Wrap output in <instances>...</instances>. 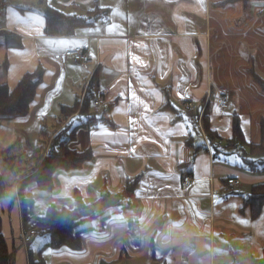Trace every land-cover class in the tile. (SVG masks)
Instances as JSON below:
<instances>
[{
    "label": "crops",
    "instance_id": "crops-1",
    "mask_svg": "<svg viewBox=\"0 0 264 264\" xmlns=\"http://www.w3.org/2000/svg\"><path fill=\"white\" fill-rule=\"evenodd\" d=\"M261 1L0 0V85L11 90L24 74L42 69L27 113L0 123V162L7 170L0 175L7 189L19 181L6 156L30 155L43 122L59 117L62 106L77 99L81 105L85 95L102 92L99 105L91 101L88 114L77 111L68 120L73 126L75 118L84 123L96 117L93 126L80 123L70 143L92 156L78 168L55 169L49 190L28 185L25 193L33 199L25 217L20 198L11 206L8 198L0 201V230L12 264H29V258L43 264H248L262 255L264 206L251 218L244 197L264 181V157L228 140L235 115L245 141L257 143L264 116L248 119L242 110L243 101L254 96L241 92L235 68L224 65L222 45L221 64H213L215 42L232 43L238 52L235 43L249 41L255 64L243 72L264 94L255 79L264 81L256 71L262 63L264 73ZM47 7L88 23L70 36H47ZM112 24L123 34L109 33ZM4 33L19 37L21 45L7 46ZM76 46L96 64H62L55 58ZM221 91L230 94L226 110L217 106ZM188 94L198 102L191 114L181 107ZM204 111L217 138L204 131ZM100 124L112 135L102 134ZM16 146L21 151L11 153ZM233 155L242 163L234 165ZM248 161L257 166H246ZM184 174L191 178L187 189L181 187ZM228 178H237L239 186L227 188ZM130 184L134 189L126 197L122 191ZM78 199L84 229L79 250L44 246L48 236L38 229L36 239L22 244L21 232L34 229L49 206L74 209ZM132 224L139 228L129 233Z\"/></svg>",
    "mask_w": 264,
    "mask_h": 264
},
{
    "label": "trees",
    "instance_id": "trees-1",
    "mask_svg": "<svg viewBox=\"0 0 264 264\" xmlns=\"http://www.w3.org/2000/svg\"><path fill=\"white\" fill-rule=\"evenodd\" d=\"M45 27L44 32L47 36H70L73 35L74 29L87 20L81 17L68 16L59 11L47 7L44 12ZM7 34V33H4ZM9 34L6 35V37ZM6 45L10 47H19L20 38L16 35L7 37ZM41 67L34 72L24 74L13 89H9L5 84L0 85V121L21 116L27 113L29 104L33 99L35 88L41 79ZM260 87L264 90V81L255 78ZM93 95H85L79 105L77 99L72 106H62L60 115L50 122H43L39 129L38 139L32 153L28 156L23 154L6 156V164L12 172L29 168L30 172L26 178L17 183V187L6 188V185L0 175V201L4 198L10 200V206L16 198H20L23 217L26 216L28 208L32 204V195L25 193V188L34 184L38 189L49 190L53 186L52 176L57 168L75 169L88 160L92 154L90 150L78 152L70 147L74 140L75 130L79 125L71 126L69 118L77 111L81 114H88ZM206 110V109H205ZM96 117L88 118L82 126H93ZM202 124L204 131L208 136H213L209 128V118L207 111L202 115ZM232 135L228 144L232 146H246L248 153L251 155L264 157V122L260 123V140L257 143H248L245 141L240 125L239 118L233 116ZM2 152L0 151V156ZM245 163L250 168H255L257 163ZM264 166V165H263ZM264 168V167H263ZM134 185H126L122 193L126 197L133 192ZM78 207L74 209L56 208L49 206L45 213L40 216L33 225L34 230L38 229L42 234L48 236V241L44 246L52 248L66 247L71 250H79L81 247L80 236L84 229H80L81 221L79 212L83 204L78 199ZM244 205L249 208L251 218H256L264 206V181L252 185L250 194L244 197ZM0 264H12L10 261L9 251L0 230ZM29 264H43L41 259L34 260L29 258ZM248 264H264V251L258 258H252Z\"/></svg>",
    "mask_w": 264,
    "mask_h": 264
},
{
    "label": "rangeland",
    "instance_id": "rangeland-1",
    "mask_svg": "<svg viewBox=\"0 0 264 264\" xmlns=\"http://www.w3.org/2000/svg\"><path fill=\"white\" fill-rule=\"evenodd\" d=\"M262 3H264V1H261ZM264 6V4H263ZM254 32V31H253ZM238 49V52H233V47H232V43H219V42H215L214 43V53L213 54V64L216 66H220L221 62H220V52H219V46L222 45L221 47L223 48V53H221L222 55V59H223V63L225 65L230 64L231 68H235L234 69V74L236 77H239V81L241 82L242 86H243V93H247L250 94L252 96H254V100L253 101H249L248 99L244 100L242 103V110H245L249 116L248 119H250L251 117H258V116H264V94L261 92L260 89H258V87L251 81L249 74H245L243 72V67L247 66V68L250 67L251 63L253 62V59L250 61V56L254 55V44H250L249 41L246 42H236L235 43ZM231 45V46H230ZM263 65L262 63L256 64V71L262 76L263 73V69H262ZM229 72H231L229 70ZM241 79H243V82L241 81ZM239 84V83H238ZM259 95V96H257ZM249 104H248V103ZM258 103V104H257ZM196 112V110L194 111ZM192 112V113H194ZM191 114V113H188ZM251 116V117H250ZM81 118V117H80ZM82 120V119H81ZM78 118H75L72 121V125L76 126V125H80V123H82L83 121H81ZM2 121V120H1ZM0 121V123H1ZM20 146V143H18ZM19 146H16V149L12 151H10L11 153H15V151L19 152L21 151V148ZM0 166L2 169H0V171L2 172L3 178L4 175L7 174V170L6 167H2V163L0 162ZM30 172L29 168H25L22 170H19L17 172H13V176L15 177L14 182L16 181H20L22 178H25L26 175H28ZM5 180V179H4ZM6 182V181H5ZM27 226L29 225V222L26 224ZM33 238H37L35 235L32 236ZM45 238V237H44Z\"/></svg>",
    "mask_w": 264,
    "mask_h": 264
},
{
    "label": "built area",
    "instance_id": "built-area-1",
    "mask_svg": "<svg viewBox=\"0 0 264 264\" xmlns=\"http://www.w3.org/2000/svg\"><path fill=\"white\" fill-rule=\"evenodd\" d=\"M55 58L62 64L67 63L68 61H72L76 64H96V59L93 55L86 51L84 47L76 46L71 49H67L62 53H58L55 55ZM94 105H99L102 102V92L100 90H96L94 94V98L92 100ZM206 102V101H205ZM201 105L200 114L202 109L205 106ZM217 106L221 110H226L230 107V94L228 91H221L217 96ZM182 112L185 114L192 113L198 107V102L190 95H186L182 100ZM191 183V178L188 175H183L181 178V187L182 189H187ZM227 188H233L239 186L240 182L237 178H228L226 180ZM138 225H129L127 230L129 233L135 232L138 229ZM37 232L34 229H29L27 231L21 232V242L23 245L27 244L33 235Z\"/></svg>",
    "mask_w": 264,
    "mask_h": 264
},
{
    "label": "snow or ice",
    "instance_id": "snow-or-ice-1",
    "mask_svg": "<svg viewBox=\"0 0 264 264\" xmlns=\"http://www.w3.org/2000/svg\"><path fill=\"white\" fill-rule=\"evenodd\" d=\"M105 23H106V21H105ZM107 31H108L109 33L117 32L118 34H121V35L123 34V33H119V32H118L117 26H116L115 24L109 25L108 28H107ZM81 47H82V46H81ZM215 110L217 111V113H219V109H218V108H216ZM78 119H83V118H78ZM189 126H190V125L187 124V123L184 125V127H186V128L189 127ZM98 127H100V128L102 129V134H104V135H112V133L108 132L107 129L104 128V125L100 124V125H98ZM170 134H171V133H170ZM231 162H232L234 165H235V164H241V163H242V162L238 159V157L235 156V155H233ZM251 163H258V162H256V161H252ZM217 202H219V201H217ZM230 207L235 208L236 205H235V204H232V205H230ZM239 223H241V224H246L247 221L241 220V221H239Z\"/></svg>",
    "mask_w": 264,
    "mask_h": 264
}]
</instances>
